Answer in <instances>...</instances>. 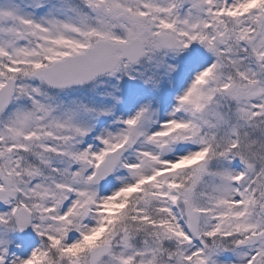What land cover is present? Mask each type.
I'll list each match as a JSON object with an SVG mask.
<instances>
[{"label":"snow or ice","instance_id":"snow-or-ice-1","mask_svg":"<svg viewBox=\"0 0 264 264\" xmlns=\"http://www.w3.org/2000/svg\"><path fill=\"white\" fill-rule=\"evenodd\" d=\"M0 264H264V0H0Z\"/></svg>","mask_w":264,"mask_h":264}]
</instances>
